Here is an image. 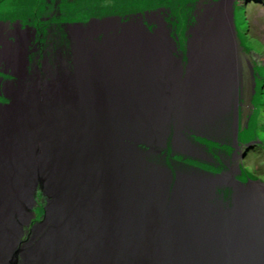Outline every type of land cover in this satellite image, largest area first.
<instances>
[{
  "label": "bare ground",
  "instance_id": "bare-ground-1",
  "mask_svg": "<svg viewBox=\"0 0 264 264\" xmlns=\"http://www.w3.org/2000/svg\"><path fill=\"white\" fill-rule=\"evenodd\" d=\"M116 22L104 26L102 37L107 30L113 31L110 36L119 32ZM228 40L215 34L199 39L195 72L211 83L215 80L210 78H218L217 86L230 93L238 76ZM82 43L87 49L77 53L80 62L73 57L67 64L51 59L44 68V81L54 85L63 79L66 85L50 99L59 96L63 104L55 115L60 127L55 132L65 139L64 151L53 147L50 141L56 138L38 131L36 123L33 145L34 132L28 130L30 123L25 125L33 145L28 148L32 166L42 168L50 196L45 219L26 241L21 240L27 236L29 214L0 183V264H8L12 254L16 264H193L206 230L203 220L208 212H225L236 191L228 181L215 186L207 181L209 175L194 173L184 159L195 157L182 153L194 152L193 144L203 148L190 135L217 138L224 125L233 129L234 104L225 98L198 99L200 86L184 79L185 62L168 66L163 76L147 46L142 52L132 48L122 56H98L90 41ZM72 61L79 65L75 68ZM201 67L206 71L199 72ZM179 68L181 74L175 76ZM187 93L195 95L197 107L188 108ZM177 145L186 152L179 153ZM19 190L30 196L25 187ZM19 211L21 226L15 222Z\"/></svg>",
  "mask_w": 264,
  "mask_h": 264
},
{
  "label": "rangeland",
  "instance_id": "rangeland-1",
  "mask_svg": "<svg viewBox=\"0 0 264 264\" xmlns=\"http://www.w3.org/2000/svg\"><path fill=\"white\" fill-rule=\"evenodd\" d=\"M50 1L55 3V7H53L52 10L59 12L57 17L53 19L54 24L60 27V29H62L61 26H63L68 34L79 41H100L102 34L100 36L98 34L99 37H95L93 32H96L97 27H102L100 26L102 25V22H100L102 18L118 17L121 20L120 22H124L136 14H141L143 17L142 19L148 21L149 28H152V26L156 27V25L162 26L164 30L169 31L171 36L177 38V51L182 52L181 58L183 62L186 61V45L189 38L193 37L192 33L194 31L196 32V30L197 33H200L209 28V21L211 20H220L222 17L225 19L228 18V11L231 7L234 35H232L231 40L229 39L230 41H228L231 42L232 55L234 56L237 69L236 76H238L236 80L238 91L236 96L238 101V123L235 129L236 131L234 132L233 129L228 130L224 125V127L218 129L220 136L217 138L215 136L210 138L205 135L206 138L203 139L194 134L190 135L192 140L198 142L203 147L201 148L193 144L192 147L195 149L194 152L188 151V153H184L183 151L186 152L187 149L182 151L183 147L177 146L181 149L179 153L183 152L182 154L186 157H195V160L185 158L184 162L185 165L187 163L190 164L192 171H196L194 173L198 175L204 174L205 172L211 174L222 173L225 182L228 181L230 184H234L226 174L229 170V173L234 174L235 180L237 181L255 184L261 182L264 184V0ZM45 3H48V1L0 0V26L7 25L11 30L18 29L16 34L22 33L20 30H23L29 23L37 26L40 17L45 14L43 10ZM91 18L98 19L99 21H93L91 24H87L88 20ZM133 19L135 20L134 17ZM162 20L165 24H163ZM113 21L116 22L117 18H113L111 22ZM108 22L109 21H107V23ZM77 23L83 24L78 26ZM89 27L92 28L89 29ZM118 30L120 31V28ZM87 31H89L88 35L84 37L83 34ZM108 32L107 36L113 34L112 30H108ZM53 33L55 34V32ZM44 38L43 36V39ZM7 40L13 42L14 35L11 33L3 35L2 38H0V49L4 45L3 42ZM71 41L76 45L75 40ZM75 45L69 43L68 52L71 58L75 52V50H72ZM0 62L2 80L4 77L7 78L6 76L10 77L8 80L4 79L2 83H0V88H2V86L5 87L4 89L8 88L9 85L7 83L9 82L13 83L12 85L10 84L11 86H14L17 78L9 74L10 68L6 69L8 65L4 63L2 58ZM73 65L74 67L77 66L74 62ZM68 71L69 68H67L66 72L68 73ZM67 75H69V73ZM41 81H43V79ZM41 81L39 80L38 82L40 83ZM32 82L34 84V80ZM44 82H49V80ZM65 86L66 85L63 84V79L62 81L58 79L54 85L42 91V96L44 98H42L40 102L37 100V103L34 102L32 104V107L38 108V110H35L36 119L34 121L36 126L38 125V131H48L50 133V138H56L55 140L52 139L50 144L54 141L52 146L60 148L61 150H63L62 146L65 139H60L58 136L56 137V132H58L60 127L55 123V115L62 111L63 104L58 102L59 96L53 97L51 101L50 99L52 93H59L58 91L64 90L66 88ZM231 86L233 87V85ZM230 93L234 97V92L230 91ZM231 94L229 103H233L234 100ZM5 102H8L6 98L4 102L0 103ZM225 106L226 104L224 107ZM220 115L221 114H218L219 118H221ZM184 162L181 161L179 163L184 164ZM49 198L50 196L47 195V193H42L41 195L39 190L36 191L34 197L35 205L31 206L34 216L28 218V225L26 224L27 227H25V231L28 230L26 235L29 233L31 227H36L37 222L43 217V207L47 205ZM27 237H24L21 241H25ZM8 264H16V257L13 254L8 260Z\"/></svg>",
  "mask_w": 264,
  "mask_h": 264
},
{
  "label": "water",
  "instance_id": "water-1",
  "mask_svg": "<svg viewBox=\"0 0 264 264\" xmlns=\"http://www.w3.org/2000/svg\"><path fill=\"white\" fill-rule=\"evenodd\" d=\"M228 13V18L226 19L222 17L220 20L214 19L209 21V28L200 33H197L195 29L196 32L194 31L192 33L193 37L189 38L187 41L185 53L186 61H184L186 73L184 79H187L189 82L190 80L196 81L200 86L199 89H201L202 93L200 97H197L200 100H204L206 96L212 99L210 101H223V98L228 102L230 101L231 93H228L225 88L217 86L220 84L218 83V78L209 77L213 79V81L215 80V87V84L211 83L206 78L196 77L197 72H195L196 70L198 71L197 61L198 58L200 59L199 55L201 53L197 52L199 48L196 46L199 39H202L205 34L209 36L210 34H215L218 36L226 35L231 40V36L234 35L231 7ZM213 14L215 15L214 12ZM113 18H117L116 23L118 24L117 28H120L119 33L114 36L105 35L100 41L88 40L91 42L89 47L98 50V56H107L108 54L113 56L115 54L119 56L125 55L127 50L135 48V46L132 45L133 43L130 42L131 39L135 41V45L138 41L136 48L139 52L143 51V49L140 50L141 47L152 49V53L154 52V56L151 54L152 59H156L155 63L159 65L158 68L160 67V73L163 76L164 74L166 75L165 68L168 66H179V64H183L181 55L178 56L179 59L177 60L173 53L178 49L176 46L177 38L171 36L169 31L164 30L162 26L156 25V27L152 26V28H149L148 21H144L141 14H136L124 22H120L121 20L118 17ZM113 18H102L100 21L102 22V25H100L102 27H97L96 29L103 32L104 26L106 27L113 24L114 21L111 22ZM93 21L99 20L91 18L88 20L87 24H91ZM107 21L109 22L107 23ZM162 22L165 24L163 20ZM82 24L77 23L78 26ZM72 40L76 41V45L74 49H72L75 50L73 60H75L74 62H80L77 58L80 57L79 55L81 54L77 53H81L82 50L85 51V49H87V46L85 47L82 43V41L85 40L79 41L76 38ZM22 41L23 40H21V42ZM3 43L6 45L4 49H0V59L2 58L4 63H7L10 68L9 74L15 76L17 81L14 86H11V82L7 83L9 87L6 88L7 90L4 89L3 96L8 102L0 103V183L5 185L3 188L8 189L10 193H12L11 199L14 198V201L19 204L21 209L29 213V217H31L34 216V214L30 206L31 204L35 205L34 197L36 191L39 190L41 195L42 193L46 194L45 187L48 182L44 180V176L39 171V169L42 168H38L35 165L32 166L33 158L28 152V148H30L32 144H30V139L27 137V133H25V125L30 123L28 130L34 132L30 136V138L33 139L35 130L32 128V123H34L36 119V111L32 107V104L34 102L37 103V100L40 102V100L44 98L42 96V91L49 88L51 82H44V80L41 81L42 79L40 78L31 77L26 81V75L24 73L26 71L27 58L24 54V48L17 44V39L15 37L13 42L7 40ZM125 45L128 48H126ZM201 71L206 70L201 67L199 72ZM173 73L175 76H178L181 74V69L174 70ZM33 80L34 84L32 82ZM39 80L41 81L40 83L38 82ZM30 82L32 83L29 84ZM232 85L233 88L229 90V92H234L233 104L235 109V121L232 128L235 132L238 123V101L236 98L238 92L236 87L237 82L234 81ZM190 89H192L191 91L193 93L196 92L193 85H191ZM192 95L187 93L186 96L188 108L198 106V102L194 97L195 95ZM228 95L229 98H226ZM205 102L207 101L205 100L199 107L204 105ZM32 142L33 145H35L37 141L33 139ZM36 160L38 159L36 158ZM28 167H30V171H28ZM31 168L34 172L31 171ZM43 169L45 170L46 168ZM204 174L209 175L208 178H205L208 182L212 181V183H215V186H220L224 181V175L222 173L211 174L205 172ZM228 174L229 173H227V175ZM228 178L234 183V192L236 191V194L233 193V197L231 198V206L228 205L227 208H223L225 212L220 209H217L215 212H208L207 221L205 219L203 220V223H205L203 228H206V230L204 235L202 234V240L198 243L200 245L198 246V255L193 253L194 259L191 260L194 261L193 264H264V184L261 182L258 184L251 182L242 183L235 180L234 174L228 175ZM22 186L29 191L30 196H23V193L19 190V188H23ZM211 189H213L212 186ZM17 190L19 192H17ZM204 206L207 207L206 205ZM43 213V217L37 222V225H40L45 219L46 206L43 207ZM19 215H22L21 211L15 215V222H17V225L21 226V224H18L20 221L16 219ZM196 222L199 224V219H197ZM34 228L35 227L31 228L29 233ZM201 232L203 231L201 230ZM190 251H194V249ZM14 253H16V251Z\"/></svg>",
  "mask_w": 264,
  "mask_h": 264
},
{
  "label": "flooded vegetation",
  "instance_id": "flooded-vegetation-1",
  "mask_svg": "<svg viewBox=\"0 0 264 264\" xmlns=\"http://www.w3.org/2000/svg\"><path fill=\"white\" fill-rule=\"evenodd\" d=\"M47 1L48 3H45L43 6L45 14L40 17V20H38V25L34 26L29 23L28 26H26L23 30H20L23 34H16L18 29L11 30L7 25L0 26V38H2L3 35L11 33L17 39V44L24 48V54L27 58L26 71L24 73L26 75V81H28L30 77L44 79V77L46 76L44 68L48 64L47 62L51 59H53L54 63L57 62L59 64L62 63L63 59V63L67 64L66 62H68V59L70 58L68 52L69 43L71 42L70 40L74 38L72 35L68 34L67 31H65L63 26H61L63 29L62 30L60 29V27H57L56 24H54L53 19L57 17L59 12L52 10V8L55 7V3H52L50 0ZM105 30H103L104 34ZM89 31L84 32L83 36L85 37L86 35H88ZM53 32H55V34ZM103 32H100L99 30L97 31L96 29V32L93 33L94 36L97 37L98 34L100 36L101 34H103ZM108 33L109 32L107 30L106 34ZM43 36L45 37L44 39ZM20 39L23 41L21 42ZM5 45L6 44H4L1 49H4ZM177 52L178 55L182 54V52L180 51ZM8 68L9 67H6V69ZM6 77L7 78L4 77L5 80H8L10 78L9 76ZM3 80L0 73V83H2ZM4 88V86L0 88V102H4L5 100V97L3 96Z\"/></svg>",
  "mask_w": 264,
  "mask_h": 264
},
{
  "label": "trees",
  "instance_id": "trees-1",
  "mask_svg": "<svg viewBox=\"0 0 264 264\" xmlns=\"http://www.w3.org/2000/svg\"><path fill=\"white\" fill-rule=\"evenodd\" d=\"M36 209V208H35ZM35 209H34V211H35Z\"/></svg>",
  "mask_w": 264,
  "mask_h": 264
}]
</instances>
